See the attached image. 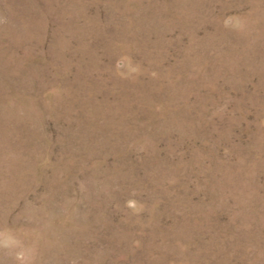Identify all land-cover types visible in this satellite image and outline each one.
Wrapping results in <instances>:
<instances>
[{
    "label": "rangeland",
    "instance_id": "1",
    "mask_svg": "<svg viewBox=\"0 0 264 264\" xmlns=\"http://www.w3.org/2000/svg\"><path fill=\"white\" fill-rule=\"evenodd\" d=\"M0 264H264V0H0Z\"/></svg>",
    "mask_w": 264,
    "mask_h": 264
}]
</instances>
